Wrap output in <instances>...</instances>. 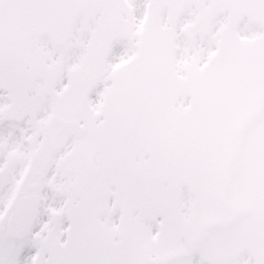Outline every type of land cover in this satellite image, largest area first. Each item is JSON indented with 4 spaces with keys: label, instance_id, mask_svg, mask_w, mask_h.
<instances>
[{
    "label": "snow or ice",
    "instance_id": "snow-or-ice-1",
    "mask_svg": "<svg viewBox=\"0 0 264 264\" xmlns=\"http://www.w3.org/2000/svg\"><path fill=\"white\" fill-rule=\"evenodd\" d=\"M0 264H264V0H0Z\"/></svg>",
    "mask_w": 264,
    "mask_h": 264
}]
</instances>
